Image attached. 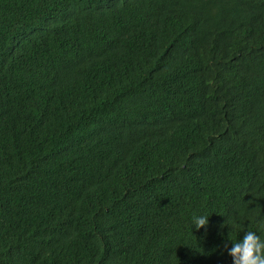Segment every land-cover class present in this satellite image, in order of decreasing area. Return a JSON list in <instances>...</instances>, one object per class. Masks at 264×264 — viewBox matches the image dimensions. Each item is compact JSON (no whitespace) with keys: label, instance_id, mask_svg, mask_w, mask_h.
<instances>
[{"label":"trees","instance_id":"16d2710c","mask_svg":"<svg viewBox=\"0 0 264 264\" xmlns=\"http://www.w3.org/2000/svg\"><path fill=\"white\" fill-rule=\"evenodd\" d=\"M246 231L264 0H0V264H233Z\"/></svg>","mask_w":264,"mask_h":264},{"label":"clouds","instance_id":"9594fccd","mask_svg":"<svg viewBox=\"0 0 264 264\" xmlns=\"http://www.w3.org/2000/svg\"><path fill=\"white\" fill-rule=\"evenodd\" d=\"M193 221L195 229L199 230L208 226L209 218L194 217ZM225 249L233 264H264V241L253 231H246L242 240L231 242V248L225 244Z\"/></svg>","mask_w":264,"mask_h":264}]
</instances>
